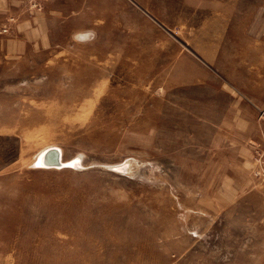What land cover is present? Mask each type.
Returning a JSON list of instances; mask_svg holds the SVG:
<instances>
[{
  "label": "rangeland",
  "instance_id": "obj_1",
  "mask_svg": "<svg viewBox=\"0 0 264 264\" xmlns=\"http://www.w3.org/2000/svg\"><path fill=\"white\" fill-rule=\"evenodd\" d=\"M0 264H264V0H0Z\"/></svg>",
  "mask_w": 264,
  "mask_h": 264
},
{
  "label": "bare ground",
  "instance_id": "obj_2",
  "mask_svg": "<svg viewBox=\"0 0 264 264\" xmlns=\"http://www.w3.org/2000/svg\"><path fill=\"white\" fill-rule=\"evenodd\" d=\"M48 133H47V137H48ZM45 137V135H43L42 137H37L34 141L35 142H37L38 140H39V138H44ZM51 147H55V146H53V145H48V146H46V147H44V149L38 154V155H35L34 156V158L31 160V162H34V165L35 166H39V167H41V166H43L40 162L42 161V158H43V156L42 155H44V153H45V151L46 150H48L49 148H51ZM56 148H58V147H56ZM58 150H59V152H60V149L58 148ZM60 154V156H59V162L58 163H56V164H51V162H49L48 160L50 159H53V158H55V155H54V153L52 154V152L51 151H49V152H47V154L45 153V155H46V157H45V160H46V166H43V167H60V166H62V164H66V165H63V166H69L68 164H70L71 166H77L78 164H80L79 163V158H76L75 160H73V162H71L70 160V162L69 161H62V159H61V152L59 153ZM49 158V159H48ZM127 161V160H126ZM43 162V161H42ZM122 164H123V162H122ZM129 163H127V165H128ZM126 165V166H127ZM124 166V165H123ZM118 167V166H117ZM120 167V166H119ZM119 167H118V169H119ZM121 168H122V165H121ZM124 168V167H123ZM116 169V168H115ZM132 169V168H131ZM127 170V169H126ZM124 171V170H123ZM81 221V220H80ZM90 224V223H89ZM28 225V224H27ZM30 229V228H29ZM147 233V232H146ZM36 247V246H35ZM32 250H33V248H32ZM60 251V250H59ZM54 257V256H53ZM56 257V256H55ZM63 257V256H62ZM65 257V256H64ZM71 257H72V255H71ZM49 259V258H48ZM64 260V259H63Z\"/></svg>",
  "mask_w": 264,
  "mask_h": 264
},
{
  "label": "water",
  "instance_id": "obj_3",
  "mask_svg": "<svg viewBox=\"0 0 264 264\" xmlns=\"http://www.w3.org/2000/svg\"><path fill=\"white\" fill-rule=\"evenodd\" d=\"M49 151H51L52 154L54 153L55 158H53V159H51V160L48 158V159H49L48 161L51 162V164H56V163H58V162H59V161H58V160H59L58 158H59V156H60V154H59L60 152H59L58 148H56V147H51V148H49L48 150H46L45 153L47 154V152H49ZM45 153H44V155H42V156H43V158H42V161H43V162H42V161L40 162L43 166H46V163H45V162H46V160H45L46 155H45ZM63 165H66V164L64 163V164H62V166H63Z\"/></svg>",
  "mask_w": 264,
  "mask_h": 264
}]
</instances>
